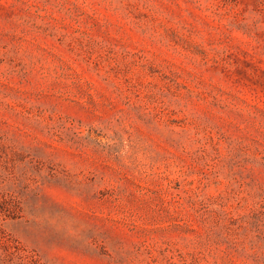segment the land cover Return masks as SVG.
Segmentation results:
<instances>
[{
	"label": "rangeland",
	"instance_id": "1",
	"mask_svg": "<svg viewBox=\"0 0 264 264\" xmlns=\"http://www.w3.org/2000/svg\"><path fill=\"white\" fill-rule=\"evenodd\" d=\"M0 264H264V0H0Z\"/></svg>",
	"mask_w": 264,
	"mask_h": 264
}]
</instances>
